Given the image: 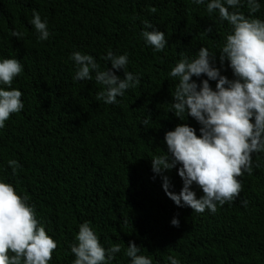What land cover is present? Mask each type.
<instances>
[{"label": "trees", "instance_id": "trees-1", "mask_svg": "<svg viewBox=\"0 0 264 264\" xmlns=\"http://www.w3.org/2000/svg\"><path fill=\"white\" fill-rule=\"evenodd\" d=\"M33 9L48 21L47 41L29 24ZM240 10L248 14L246 6ZM254 15L264 18V0ZM144 20L165 33L164 51L145 45ZM227 30L191 0H0V58L22 63L11 87L21 90L24 104L0 129V179L28 197L57 242L50 264H72L69 245L84 221L106 248L121 245L110 264H129L123 254L129 241L153 264H168V256L181 264H264V153L252 154V174L238 177L239 196L215 213L177 207L151 170V158L166 151L165 132L182 123L170 112L177 81L168 72L179 53L191 57L201 46L216 54L219 67ZM108 49L127 53L128 70L141 78L111 105L96 99L102 86L94 74L73 81L70 59L73 51L90 54L104 70L111 67L101 59ZM225 69L231 79L227 62ZM116 74L123 78V70ZM145 115L152 119L147 126ZM185 122L199 135L195 120ZM9 160L17 161L15 172ZM165 174L178 194L177 169ZM173 217L178 228L170 224Z\"/></svg>", "mask_w": 264, "mask_h": 264}, {"label": "clouds", "instance_id": "clouds-1", "mask_svg": "<svg viewBox=\"0 0 264 264\" xmlns=\"http://www.w3.org/2000/svg\"><path fill=\"white\" fill-rule=\"evenodd\" d=\"M203 5L211 16L216 15L228 30L219 48V67L216 54L201 46L193 56L179 53L169 78L177 83L170 93V112L181 121L173 130L166 131L163 155L151 158V170L162 179L165 194L177 207H189L196 213L217 211V206L232 203L242 191L244 173L252 174L253 153H264V18L255 13L261 10V0H191ZM247 7V15L240 9ZM154 11V9H153ZM29 24L39 41H47L51 35L47 19L32 10ZM140 33L145 45L154 52L165 50L168 41L165 33L157 30L147 20ZM211 33L212 28L205 30ZM18 40L23 33L13 31ZM73 81L94 79L102 86L96 99L105 104L117 103L127 90L140 84L139 74L128 70V54H117L111 49L101 59L111 67L101 70L93 55L73 51ZM227 62L232 78L222 74ZM123 70V78L116 73ZM23 72V65L15 58H0V129L11 114L23 110L22 92L11 87L14 78ZM195 78V79H194ZM210 82H215L213 88ZM191 117L199 125L197 129L185 121ZM151 116L142 120L147 126ZM13 172L19 166L9 160ZM177 169L182 188L172 191L170 178L165 173ZM198 189L202 195H197ZM248 201L241 205L247 207ZM171 226L179 227L173 217ZM75 257L72 264H110L121 252L119 243L107 248L100 242L90 221L79 224L74 241L69 245ZM57 242L46 232L37 219L35 206L21 196L12 184L0 179V264H50ZM129 264H153L149 256L141 254V247L129 241L123 253ZM168 264H181L173 256Z\"/></svg>", "mask_w": 264, "mask_h": 264}]
</instances>
